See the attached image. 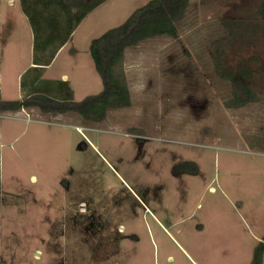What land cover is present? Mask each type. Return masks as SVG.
<instances>
[{"label":"rangeland","instance_id":"obj_1","mask_svg":"<svg viewBox=\"0 0 264 264\" xmlns=\"http://www.w3.org/2000/svg\"><path fill=\"white\" fill-rule=\"evenodd\" d=\"M14 1L1 6L14 22L0 34L5 102L35 75L33 31ZM150 1L107 0L43 79L68 82L75 104L99 95L92 42ZM263 4L190 0L177 39L127 49L132 105L101 123L1 114L0 264H251L264 243ZM216 63L248 69L259 101L228 108L233 85ZM185 162L198 174L179 172Z\"/></svg>","mask_w":264,"mask_h":264},{"label":"trees","instance_id":"obj_2","mask_svg":"<svg viewBox=\"0 0 264 264\" xmlns=\"http://www.w3.org/2000/svg\"><path fill=\"white\" fill-rule=\"evenodd\" d=\"M106 1L20 0L34 35L32 69L35 75L28 82L23 81V98L20 101H3L0 88V115L38 110L48 115L76 114L87 122L101 123L110 110L131 107L130 91L122 71L127 49L159 37L177 39L179 24L186 16L190 0H151L123 25L95 39L90 53L103 80L104 90L97 96L75 104L68 82L46 80L43 79V74L61 49L71 41L73 33L83 20ZM259 13L264 19V4ZM216 65L220 77L233 85L228 108L244 107L259 101L249 82L251 74L248 69L233 76L230 70L223 69L219 63ZM177 168L179 172L191 175H197L199 171L197 165L191 162L179 164ZM263 255L264 243H260L251 264H262Z\"/></svg>","mask_w":264,"mask_h":264},{"label":"crops","instance_id":"obj_3","mask_svg":"<svg viewBox=\"0 0 264 264\" xmlns=\"http://www.w3.org/2000/svg\"><path fill=\"white\" fill-rule=\"evenodd\" d=\"M2 3H3V0H0V34H2L3 33V30H4V28H3V26L4 25H2L3 24V20L4 19H6V24H8V25H12L14 22H13V19H12V17L10 16V15H2V12H1V6H2ZM7 4H8V6L9 7H12V6H14L15 5V1L14 0H7ZM99 8V7H98ZM6 27H8L7 25H5V29H6ZM64 48V47H63ZM62 48V49H63ZM61 49V50H62ZM66 80H67V78L66 77H64ZM64 80V79H63ZM22 112H24L25 113V111L23 110ZM0 116H2V117H5V116H3V115H0ZM0 169H1V159H0ZM0 174H1V170H0ZM1 194H2V180H1ZM166 229V228H165Z\"/></svg>","mask_w":264,"mask_h":264}]
</instances>
